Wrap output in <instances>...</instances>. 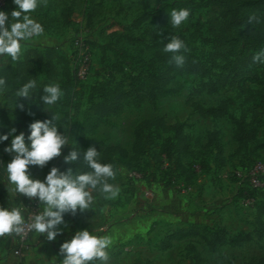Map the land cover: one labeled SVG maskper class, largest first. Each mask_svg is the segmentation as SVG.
I'll use <instances>...</instances> for the list:
<instances>
[{
  "label": "rangeland",
  "instance_id": "374dc122",
  "mask_svg": "<svg viewBox=\"0 0 264 264\" xmlns=\"http://www.w3.org/2000/svg\"><path fill=\"white\" fill-rule=\"evenodd\" d=\"M157 1L159 0H90L89 3V0H46V4L41 2L34 12L27 13L31 19L43 26L44 32L41 36L22 42L23 53L31 46L41 49L55 46L61 54L55 64L56 74L47 78L38 70V82L43 87L59 84L63 92L60 100L52 106L34 105L31 100H27V104L30 105L28 115L32 119L42 114H54L61 118L68 132L69 141L75 143L76 151L84 152L94 146L101 154L108 145L121 146L126 150L127 157L122 154L113 155L116 177L110 183L120 189L116 201H120L122 212L128 214L136 211L140 218L144 217V213L140 211L142 207L139 205L140 208L135 210L138 204L129 206V200L133 197L149 198L151 195L149 186L161 185L157 152L175 130H165L159 123L145 128L142 132L145 149L135 157L140 160L142 169L137 172L139 175L135 176L127 164L131 158L134 126L144 118L153 117H156V120L162 118L166 126L174 125V129L178 124H182L192 150L183 160L194 161V164L200 167V172L195 174L192 184H189L190 190L184 193L185 196L195 194L199 202L206 203L203 206L208 205L203 211V217L209 218L208 225H224L232 233L256 232L258 224L254 207L243 204L240 200V188L249 184L240 181L235 176L234 170L239 165L250 163L252 165L258 160L264 165V106L259 103L255 94V90L264 85V63L257 65L260 82L248 83V90L238 91L228 84L222 87L221 81L218 82L221 86L218 91L210 90L209 83L216 79L219 70L217 67L211 68L212 70L209 68L202 74L179 72L170 79V84L178 86L179 90L157 96L154 101L148 100L140 105H132L131 99L126 98L119 111L104 114L95 130L88 131L83 124L82 112L87 111L88 107L91 108L103 98L111 99L114 89L124 91L153 80V77H148L145 71L151 63L149 58L154 54L155 46H147L145 40L154 37L159 44L166 46L175 36L185 42L188 50L192 48L193 52L202 56V49L208 46L203 45L206 34L205 20L208 14L207 0H165L169 4L167 9L169 25H157L153 31L150 29L154 23L148 19L139 28L126 27L144 10L154 8ZM89 6L94 8V13L87 20L86 9ZM180 9H188L190 16L179 27H173L170 14L173 10ZM66 10H69L68 15L63 14ZM14 22L16 21L12 23ZM119 34L123 36L120 41L117 37ZM125 34L142 35L136 44L128 41V35L125 37ZM78 36L85 42L90 61L89 73L84 77H78L76 74L78 51L74 50L73 40ZM5 59L7 63H13L10 57L0 58V66L7 64ZM134 74L136 76H133ZM67 75L73 80L71 90L75 93L68 105H65L64 85ZM203 81L206 84L202 85L201 93L197 94L193 88L196 86L200 88ZM224 97L230 99L227 105L228 115L200 114L203 106H211ZM195 100L203 106L198 108V105L193 104ZM14 105L7 103L0 92V136L9 133L13 128L16 129L14 135L20 134L14 116L10 112L2 111V108ZM239 117L254 122L252 123L254 128L246 134V137L240 134L245 126L238 119ZM66 119L69 120L65 122ZM237 130L239 134H236ZM78 138H80L79 142ZM11 139L12 136H9L7 141H0V207L9 210L20 209L29 201L27 197L14 192V185L7 179L6 167L12 155L6 153L4 149L10 146ZM99 162L102 163L100 156ZM240 169L244 171V167ZM45 177L46 175H38L36 179L43 181ZM261 178L264 180V170ZM257 191V196L264 197V186ZM92 194L94 204L88 211H102V207L106 204L104 203L106 194L99 190L93 191ZM101 198L103 201H99ZM77 211L80 212L79 209ZM261 231L259 237L253 234L251 240L242 242L241 245L223 244L213 252H208L202 240L194 238L192 241L196 250L204 256L200 260H197L195 252L187 247V239L174 242L169 248H162L160 233L147 242L146 250L140 249L144 246L142 244H145L140 239L136 241V246L138 254L142 253L143 256V261L140 260L141 264H256L258 262L263 264L264 228ZM11 238L12 236L0 237V256L6 257L10 253ZM36 239H38L37 243L42 245L49 241L45 235ZM40 257L41 255L32 248L26 263L39 264ZM45 257L43 264H48L47 258L49 257L50 260L51 257Z\"/></svg>",
  "mask_w": 264,
  "mask_h": 264
},
{
  "label": "trees",
  "instance_id": "16d2710c",
  "mask_svg": "<svg viewBox=\"0 0 264 264\" xmlns=\"http://www.w3.org/2000/svg\"><path fill=\"white\" fill-rule=\"evenodd\" d=\"M168 5L165 0L157 1L154 8L144 10L126 27L128 29L139 28L148 19H151L154 23V26L150 29L153 31L157 25H169L167 15ZM206 6H208V14L205 20L206 34L203 39V45L208 46L204 50L202 49V56L198 55L197 52H193L192 48H190L187 52L182 53L185 56V62L183 66L178 67L174 62L169 63L172 53L163 51L164 44H159L154 37L152 39L150 38V40H145L148 43L147 46H155L154 54L149 58L151 63L148 66V70L145 71V74L148 77L152 76L153 80L151 79L147 84H139L135 88H128L124 91L114 89L111 99L103 98L91 108L88 107L87 111L82 112L84 115L83 124L87 127L88 131L96 129L104 114L119 111L122 108L123 100L126 98L131 99L130 103L132 105H140L148 100L150 102L154 101L157 96L170 94L171 92L179 90L178 86L170 84V79L174 74L179 72L202 74L207 72L209 68L213 69V67H217L219 70L216 74V79H213L209 83L210 90H213V92L218 91L221 86L223 87L227 84L229 87L235 88L238 91H244L248 90V83L260 82L257 71L258 63L253 62V56L264 50V0H207ZM15 9L16 5L13 3V0H2L0 3V11H5L9 16V25L14 21L11 12ZM86 11V19L88 20L93 16L94 8H90L89 6ZM68 13L69 10L63 12L64 15H68ZM252 16H255L256 19L250 22L249 18ZM140 35L142 34H125V37L127 36L128 41L138 44L141 39ZM117 37H119V41L123 39L122 34H119ZM59 57H61V54H59L55 46H47L44 49L31 46L26 49L19 61L0 66V78L6 81L4 89L0 91L1 95L7 103L15 104L14 106H8V108H2V111L10 112L14 116L16 127L20 133H24L26 143H29L27 137L30 135V125L36 121L51 119L54 115L42 114L32 119L28 115L30 105L27 104V100H31L34 105L43 104L41 97L44 95V87L38 82L37 71L43 72L47 78L54 76L56 74L55 64ZM133 76H136V74ZM30 80L36 81V87L32 90L31 98L17 97L16 92ZM219 81H221V86L218 85ZM204 84L206 83H201L200 88L196 86L193 90L195 89L194 91L200 94L202 85ZM72 85L73 80L67 75L64 85L65 105H68V102L71 101L75 93L74 90H71ZM255 94L259 99V103L264 106V85L256 89ZM253 97L255 96L253 95ZM229 101L230 99L228 97H224L215 104L207 107H204L197 100L193 104L198 105V108L203 106L200 112L202 115L223 116L228 115L227 105ZM19 105H23V108L19 107ZM238 119L245 126L242 128L240 134L246 137V134L254 128L252 126L254 122L250 120L246 121L243 117H239ZM68 120L66 119L65 122ZM55 123L61 133L68 136V132L63 125V120L61 118L57 119ZM154 123H159L165 130H175L174 134L168 136L169 138L163 142L164 144L157 152V157L160 163V184L163 187L174 188L179 191V188L176 186L182 183L184 185L192 184L196 174L194 170L195 162L183 160L192 150L182 124H178L177 128L174 129V125L167 124L166 126L162 118H158L157 120L156 117L144 118L139 121L133 129V141L130 150L131 158L127 161L128 168L137 172L142 169L140 167V160H137L135 157L137 153L145 149V139L142 136V132ZM238 132L237 130L236 134H239ZM233 134L235 137V129L233 130ZM79 140L80 138L77 139L78 142ZM74 145L75 143L68 140V146L64 148L63 155H68L73 149L76 150ZM83 153L80 152L81 159L75 164L64 163L62 155L42 169L37 166H30L29 171L35 178L38 175H47L53 166L58 167L61 171H66L71 167L77 173L90 172L91 169L82 160ZM126 153V150L121 146L108 145L100 154L101 162L102 164L113 165L115 159L113 155L119 156L122 154L127 157ZM250 165L251 163L239 165L236 169L243 167L245 169ZM111 181L109 180L108 182L110 183ZM243 189H246L249 194L256 196V200L252 204L255 211L256 223L258 224L256 232L238 231L232 233L224 225L193 223L167 231L161 240L160 246L162 248L169 247L171 245V239L199 236L208 249L214 251L218 246L223 244L241 245L242 242L251 240L253 234L259 237V232L261 233V230L264 228V220H262V215L264 214V197L257 196L258 191L254 188L251 189L248 186H242L240 190ZM187 247L195 252L194 255L197 260L202 259L199 253L195 251L193 243H187ZM256 264H260V262Z\"/></svg>",
  "mask_w": 264,
  "mask_h": 264
},
{
  "label": "clouds",
  "instance_id": "9594fccd",
  "mask_svg": "<svg viewBox=\"0 0 264 264\" xmlns=\"http://www.w3.org/2000/svg\"><path fill=\"white\" fill-rule=\"evenodd\" d=\"M41 2L46 4V0H13L17 8L11 12V16L16 22L10 25L8 14L0 11V58L10 57L12 62L19 61L23 55L22 42L43 35V26L27 15L34 12ZM189 16L188 9L173 10L170 14L173 27H179ZM249 19L251 22L256 17ZM163 51L172 53L169 63L174 62L179 67L185 62L182 53L187 52L188 48L183 40L173 36ZM253 62L264 63V50L253 56ZM5 84V79L0 78V91ZM35 87L36 81L30 80L16 92V96L31 98ZM43 92L41 101L48 106L56 104L63 96L59 84L45 86ZM19 107L23 108V105ZM57 119L59 117L53 115L51 119L33 122L27 137L29 143H26L24 133L14 135L15 128L0 136V141H7L12 136L10 146L4 151L12 155L6 170L9 183L14 185V192L44 205L43 212L35 215L29 229L45 235L49 241L62 234L59 226L64 224L65 213L75 215L78 209L85 212L93 207V191L99 190L106 194V199H115L120 192L118 186L108 182L115 179L116 170L112 164L99 162L100 152L94 146L84 151L82 156L83 162L91 169L90 172L77 173L71 167L61 171L53 166L43 181L32 177L30 166L44 168L61 157L64 148L68 146L69 138L58 129L55 123ZM80 159V152L74 149L68 155H63L66 164H75ZM24 225L25 220L19 208L9 210L0 207V237L19 235L25 231ZM111 245L112 240L107 236L98 237L88 230L77 231L70 241L60 246V255L64 257L61 264H109L108 249Z\"/></svg>",
  "mask_w": 264,
  "mask_h": 264
},
{
  "label": "crops",
  "instance_id": "0c3cea01",
  "mask_svg": "<svg viewBox=\"0 0 264 264\" xmlns=\"http://www.w3.org/2000/svg\"><path fill=\"white\" fill-rule=\"evenodd\" d=\"M149 188L151 193L149 198L143 199L139 197L141 199H138L133 197L128 203L129 206L138 204L135 210H138L141 206L142 209L140 211L144 213L143 218H140L136 211L124 214L120 207V201H116L118 199L117 196L114 200L105 199L104 203L106 204L102 207V211H76L75 215L70 212L65 213L64 224L59 226L62 234L58 235L55 240L48 241L45 245L37 243L38 239L35 240V238H39L42 235L35 233L32 238V248L41 255L38 263L43 264L44 260H46L45 256H50V260L49 257L47 258L48 264H61L64 257L60 255V246L64 242L70 241L77 231L88 230L91 234L98 237L107 236L111 238L112 245L108 249L110 254L109 264H139L140 260L143 261L142 253L140 255L137 252L136 241L139 239L145 243L142 244L144 246L140 247L144 251L147 249V242L153 240L154 235L158 233L163 238L167 231L193 223L207 224L209 222L207 216L203 217V211L208 205L203 206L206 203L199 202L198 196L195 194L185 196L184 193L176 191L174 188L163 187L162 185L149 186ZM99 201H103L102 198ZM194 238L202 240L199 236L175 238L171 239V245L183 239H187V243H193L192 240ZM12 241L13 238L10 240L11 244ZM205 247L208 252H213L206 245ZM195 251L204 258L196 248ZM48 253L49 255H47ZM28 259L29 257L26 261ZM0 264H15V260L9 253L6 257L0 256Z\"/></svg>",
  "mask_w": 264,
  "mask_h": 264
},
{
  "label": "built area",
  "instance_id": "2783aa9c",
  "mask_svg": "<svg viewBox=\"0 0 264 264\" xmlns=\"http://www.w3.org/2000/svg\"><path fill=\"white\" fill-rule=\"evenodd\" d=\"M2 0H0L1 3ZM74 50H77L78 54L76 59L78 60V66L76 74L78 77H84L89 73L90 61L89 56L86 52V46L83 38L75 37L73 40ZM194 170L196 173L200 172V167L198 164H194ZM264 165L259 160L248 166L247 168L241 170L237 168L234 170L235 176L239 178L240 181L248 183V188L258 190L260 187L264 186V180H262L261 175L263 174ZM133 174L139 175L137 171L133 170ZM179 191L185 193L190 190V185L180 184L177 185ZM240 200L243 204L252 205L256 200L255 195L248 193L246 189L241 190ZM44 205L38 203L37 200H29L21 206L20 210L25 220V231L19 235H12L13 241L10 245V254L15 260V264H25L27 258L32 251V238L36 233L34 230L29 229V225L34 221L35 215L41 214L43 212Z\"/></svg>",
  "mask_w": 264,
  "mask_h": 264
}]
</instances>
